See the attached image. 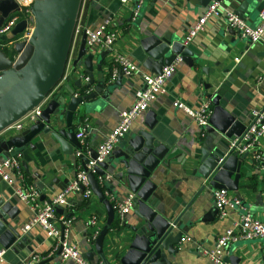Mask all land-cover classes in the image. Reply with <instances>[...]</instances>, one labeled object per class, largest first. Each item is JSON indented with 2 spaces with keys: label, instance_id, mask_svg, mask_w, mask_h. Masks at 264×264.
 Wrapping results in <instances>:
<instances>
[{
  "label": "crops",
  "instance_id": "1",
  "mask_svg": "<svg viewBox=\"0 0 264 264\" xmlns=\"http://www.w3.org/2000/svg\"><path fill=\"white\" fill-rule=\"evenodd\" d=\"M139 1L142 2V9L138 20L134 22L131 20L133 5H124L121 0H64L61 28L54 40V62L48 75V80L54 83L46 94L47 104L67 98L85 87L90 73L84 62L85 56L79 58V51L87 29H94L105 20L113 19L119 32V38L112 47L90 46L87 41L88 50L94 54L91 70L93 67L92 72L96 80L101 79L102 75H106L108 80L114 79L112 72L117 53L127 55L146 72L155 73L143 64L146 54L142 41L152 35L166 33L184 39L214 0L210 3L202 2L203 0ZM221 1L252 27L260 25V0ZM33 6L30 15L26 16L30 23L27 28L39 29L46 9L40 6L33 10ZM19 10L17 8L11 11L8 18ZM74 11L76 19L71 46L63 73L58 78L69 21ZM15 27L10 33L0 37V51L12 56L19 55L14 52L16 43L24 40L23 35L28 30L14 33ZM189 46L193 55L186 56L188 60L178 59L173 63L174 72L167 81V91L158 95L148 110L134 122L128 134L131 136L139 130L148 129L146 122L155 121L162 138L171 144L174 150L169 156L170 164L160 166L154 176L157 184L154 201L160 209L158 211H164L173 219L180 217L179 225L184 231V237H190L177 245L180 250L174 257V264H214L205 251L215 248L219 237L239 220L244 210L264 220V167L263 162L257 159L258 153H264V137L260 144L247 151L248 156L244 159L240 172L225 173L224 177L233 179L234 190H229L237 203L228 207L226 214L221 216L216 208L214 189L209 188L198 171L206 132L202 131V127L188 113L174 106V101L181 100L193 108L210 101L214 107L213 101L206 95L205 88V83H211L213 88L210 91L219 93L222 105L247 127L252 122L253 111L264 106V39L253 43L239 35L238 31L229 28L223 16H214ZM24 70L1 78L0 100L22 79ZM81 81L82 87L79 86ZM142 85L140 76L122 75L120 84L108 94V99H101L102 103L98 109L88 112L83 118L74 119L72 130L66 132L65 121L59 123L56 129L65 139V145L54 135L43 130L34 137L32 149H28L27 155L23 153L22 167L27 183L41 191L40 204L51 202L77 176L81 159L77 157L76 151L81 147V142L76 139L75 132L87 129L88 142L92 148H96L117 126L121 113L131 108L135 102V92ZM34 123L36 124V121L28 127ZM14 133L16 132L8 129L0 132V143L8 140ZM125 137L118 146L127 145L129 139ZM230 143V139L223 138L222 148L227 151ZM207 146L212 149L215 142L209 140ZM7 156L9 155L6 150L0 151V158ZM115 161L116 159L110 162L106 170L113 175L106 181L111 189V193L106 192L107 197L112 200L135 195L129 186L126 187L119 180L122 171L126 170L116 168ZM103 189L107 190L105 187ZM2 194L14 200V214L22 224L27 225L35 215L34 210L14 193L13 186L0 177V196ZM237 196L241 199L238 200ZM60 208L61 211H57L59 217H75L69 240L77 243L83 253L93 251L94 255H97L95 240L90 241L95 230L89 226V222L93 215H97L96 228L100 232L108 219L106 205L94 192L90 201H87L82 193L77 191L73 192L68 203ZM146 226L147 223L134 206L122 220L116 215L103 245L108 259L118 264L127 255L137 233H141ZM27 232L30 234L27 244H32L33 247L31 254L27 250L30 257L39 255L44 260L54 257L45 264H76L71 259L62 260L60 256L49 257L53 250V241L41 226L35 225ZM263 243L262 238L235 240L228 245L226 254L239 255L242 258L240 264H260ZM26 249L24 246L20 251ZM16 257L18 254L11 253L1 264H15ZM92 262H98V259Z\"/></svg>",
  "mask_w": 264,
  "mask_h": 264
},
{
  "label": "water",
  "instance_id": "2",
  "mask_svg": "<svg viewBox=\"0 0 264 264\" xmlns=\"http://www.w3.org/2000/svg\"><path fill=\"white\" fill-rule=\"evenodd\" d=\"M202 2L210 3L211 0H203ZM34 4L33 10L40 6L46 9L41 27L35 29L31 40L24 39L16 43L14 52L19 53V55L12 56L7 52L0 51V81L4 75L24 70L28 66L23 71L22 79L0 100L2 109L0 132L7 129L44 100L49 88L54 83L48 80V75L54 62L56 52L54 40L61 28V11L64 0H35ZM17 8L19 9L15 0H0V26L4 23V19L8 18L10 12ZM75 19L76 11L69 21L68 36L63 49V61L57 75L58 78L63 73L66 57L70 50ZM29 24V18L23 19L16 25L14 33L28 29ZM234 31H238L241 35L239 30L234 29ZM83 37L79 58L85 56L84 62L87 64L90 73L83 90L62 100L48 103L41 116L36 120V124L34 123L23 131L12 134L8 140L0 143V151L6 150L8 155L13 156L19 153L27 155L28 149L31 150L33 147L32 140L42 130L51 133L65 145L66 141L61 136L60 131H57V125L65 121L66 132L72 130L75 118H83L88 112L98 109L102 103L101 99L103 101L108 99V94L120 84L122 74L117 75L112 81L108 80L106 75H102L101 79H95L92 72L93 67L91 70L94 54L87 48L88 36L86 31ZM184 39L166 33L163 35L155 34L143 40L142 44L146 54L143 60L144 66L160 74L165 67L172 65L178 59L188 60L186 56L193 55V53L191 46L184 44ZM79 86L82 87V81ZM205 88L207 90L206 95L213 101L214 107L209 124L202 126V131L206 132V139L204 149L201 151V165L198 171L210 186L209 188L214 190L226 188L233 191V179L224 177L225 173L228 171L240 172L248 153L234 150L230 152L229 149L226 151L222 148V141L223 138L234 140L236 136L242 134L246 127L222 105L219 93L210 91L213 88L211 83H205ZM146 123L148 129L139 130L137 134L131 136L127 133L128 136L126 137L129 139L127 145L117 146L104 161L98 163L94 170L89 172L93 192L108 209L107 222L95 239L97 255H94L93 251L84 253V256L90 261L98 259L103 264H116L110 261L103 251L104 240L116 219V212L112 200L106 194V192L111 193L110 187L107 182L101 185L98 181L99 175L108 173L106 170L109 168V163H112L114 159H116L114 163L116 168L126 170V172L121 170L119 180L126 187L129 186L131 192L135 194L133 198L134 207L147 223L144 230L137 233L127 255L118 264H174V257L180 250L177 245L181 243L184 237V231L179 225L180 217L173 219L168 217L164 211H158L160 209L154 201V192L157 188L154 179L155 173L159 171L160 166L170 164L169 156L173 154L174 150H172L171 144L166 143L162 138L155 121ZM75 137L79 142L77 132H75ZM209 140L215 142L212 149H208L207 142ZM79 146H81L80 143ZM96 157V148H92L90 157L80 156L84 168L87 169V164ZM104 187L107 190H104ZM236 198L241 199L240 196ZM13 201L6 194L0 196V250L7 249V255L18 254L15 264H25V261L30 259L33 247L32 244H27L30 241V234L25 230V225L14 214ZM57 211H61V208H57ZM24 246L27 249L21 252L20 249ZM226 249L224 260L231 264H240L242 258L239 255H227ZM27 250L30 251L29 255ZM61 250L62 248L59 249L56 256H59ZM53 258L34 264H45Z\"/></svg>",
  "mask_w": 264,
  "mask_h": 264
},
{
  "label": "built area",
  "instance_id": "3",
  "mask_svg": "<svg viewBox=\"0 0 264 264\" xmlns=\"http://www.w3.org/2000/svg\"><path fill=\"white\" fill-rule=\"evenodd\" d=\"M19 12H15L0 26V37L10 33L13 28L22 19L28 18L32 11V6L35 0H15ZM124 5H133L131 20L136 22L140 16L142 2L139 0H121ZM262 5L259 12L261 23L254 28L249 25L236 11L228 8L221 0L211 2L204 13L199 17L198 21L190 29L189 34L184 39V44L189 45L193 39L202 31L205 30L206 23L211 17L223 16L226 19L227 26L232 29H237L241 32V36L251 42H259L264 39V0H260ZM35 28L29 27L23 35L26 40H31L34 36ZM88 36V44L101 45L103 47H112L119 38V32L114 26L113 19H107L94 29L86 30ZM174 65L167 66L162 73L146 72L141 65L130 59L127 55L117 53L114 60L113 77L122 74L126 77L140 76L143 85L135 92V102L130 109L121 113V118L117 126L108 134L106 139L96 147L97 157L91 159L87 164V169L84 168L82 162L78 167L77 176L65 188H63L51 202L44 205L40 204L39 197L41 191L27 183L24 176L22 159L23 154L9 155L5 158H0V177L13 186L14 193L20 197L31 209L35 215L33 219L25 225V230H29L35 225L41 226L47 233V236L53 241V250L49 257L56 255L62 248L59 256L62 260L71 259L76 264H103V262H92L88 260L77 243L69 240L72 232V225L75 220L74 216L59 217L57 208L68 203V199L73 192H81L83 198L90 201L93 192L89 179V172L94 170L98 163L104 161L109 154L118 146L120 141L130 131L134 122L150 107L151 103L158 95L167 91V81L173 75ZM47 105V100L44 99L30 111H28L18 121L10 125L7 129L14 132H20L26 129L31 123L36 121L42 114L43 109ZM174 106L183 109L188 113L201 127L207 126L213 112V106L210 101L201 104L197 108L188 106L181 100H175ZM87 130V129H86ZM86 130L77 133V137L81 142V147L76 151L78 158L85 155L90 157L92 147L87 139ZM264 137V106L253 111L252 122L245 128L241 135L236 136L231 141L228 151L247 152L252 147L261 143ZM257 159L263 162L264 153H258ZM113 175L106 173L99 175L98 181L104 185L106 181L111 179ZM134 195H130L125 199H112L116 215L122 220L126 213L134 206ZM215 204L221 216L226 214L228 207L236 204L237 200L232 197L229 189L221 188L214 190ZM98 217L93 215L90 219L89 226L95 231L92 233L90 241H94L99 234L97 227ZM96 228V229H95ZM262 238L264 240V220L254 216L248 210H244L239 217V220L230 227L217 241L215 248L208 249L205 252L213 260L214 264H230L224 260L225 249L235 240L247 239L252 240ZM190 237H183L182 240H189ZM8 250H0V264L7 260ZM44 260L39 255H33L25 264H34ZM264 264V243L262 245V261Z\"/></svg>",
  "mask_w": 264,
  "mask_h": 264
}]
</instances>
